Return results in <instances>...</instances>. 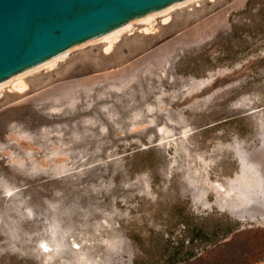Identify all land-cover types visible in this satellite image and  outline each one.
I'll return each mask as SVG.
<instances>
[{"label":"rangeland","instance_id":"obj_1","mask_svg":"<svg viewBox=\"0 0 264 264\" xmlns=\"http://www.w3.org/2000/svg\"><path fill=\"white\" fill-rule=\"evenodd\" d=\"M245 4L133 22L0 91V264H264V5Z\"/></svg>","mask_w":264,"mask_h":264},{"label":"water","instance_id":"obj_2","mask_svg":"<svg viewBox=\"0 0 264 264\" xmlns=\"http://www.w3.org/2000/svg\"><path fill=\"white\" fill-rule=\"evenodd\" d=\"M161 0H0V77Z\"/></svg>","mask_w":264,"mask_h":264},{"label":"bare ground","instance_id":"obj_3","mask_svg":"<svg viewBox=\"0 0 264 264\" xmlns=\"http://www.w3.org/2000/svg\"><path fill=\"white\" fill-rule=\"evenodd\" d=\"M199 1L201 0H161L158 3L138 12L135 16L132 15L97 34L79 41L76 44H72L24 67L1 76L0 91H2L6 86L9 87L10 91H17L20 93L26 91L28 86L23 80L25 76L40 70H53L58 62L62 61L73 47L84 46L86 44L103 43V52L105 54H109L113 50L114 45L120 40L123 33H131L130 27L133 22L144 24V26L140 29L143 33H154L156 31L155 20L158 17H160L161 24H168L171 20V11L183 8L184 6H189L191 3L198 6ZM40 247L44 248L45 250L43 251L47 254L49 251L48 247L46 245H41ZM74 248H78V246H74Z\"/></svg>","mask_w":264,"mask_h":264},{"label":"trees","instance_id":"obj_4","mask_svg":"<svg viewBox=\"0 0 264 264\" xmlns=\"http://www.w3.org/2000/svg\"><path fill=\"white\" fill-rule=\"evenodd\" d=\"M255 5H264V0H246L244 11H250ZM241 12V13H242Z\"/></svg>","mask_w":264,"mask_h":264}]
</instances>
